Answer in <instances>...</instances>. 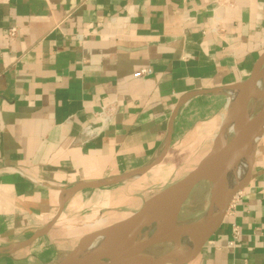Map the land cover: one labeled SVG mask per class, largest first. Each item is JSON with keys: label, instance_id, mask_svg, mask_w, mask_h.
Returning <instances> with one entry per match:
<instances>
[{"label": "crops", "instance_id": "1", "mask_svg": "<svg viewBox=\"0 0 264 264\" xmlns=\"http://www.w3.org/2000/svg\"><path fill=\"white\" fill-rule=\"evenodd\" d=\"M263 52L264 0H0V264L57 262L195 166ZM181 264H264V132Z\"/></svg>", "mask_w": 264, "mask_h": 264}, {"label": "water", "instance_id": "2", "mask_svg": "<svg viewBox=\"0 0 264 264\" xmlns=\"http://www.w3.org/2000/svg\"><path fill=\"white\" fill-rule=\"evenodd\" d=\"M263 63L264 52L257 59L247 79L230 87L234 89V92L230 94L226 106V114L223 119L225 124H228L231 121L233 100L235 96H242L244 93L252 89V86L256 84L260 76L264 73V67L262 68ZM249 100L250 99H248V101ZM244 111V113L234 120L229 128V133L225 138L223 134L224 123L222 122L214 146L190 171L175 182L145 198L134 210L129 212L123 218L83 235L67 254L53 264H133L127 260L121 250H117V244L120 243L121 245L119 244V246L121 248L124 247V244L127 246V240L125 239L132 235V232L135 229L147 223L151 218L159 217L162 212L170 210L174 205H178L180 208L181 203L196 185L202 182L214 185L233 162H236L247 153L246 151L242 154H238L239 141L255 128L264 125V105L262 104V107L254 114L247 112V105ZM124 177L125 175L119 176L116 180H120ZM108 182L110 181L101 183ZM241 186L238 189H240ZM211 190L212 189H210V192ZM236 190H234V192ZM231 200V198L226 200L215 223L205 233L198 245L194 248L193 252L185 259L171 263L181 264L191 259L196 254L208 235L213 231L214 227L224 215ZM120 237L123 240H119ZM159 241L162 240L156 242ZM156 242L154 241V243ZM109 248L112 250L110 254L107 250ZM163 262L168 263L166 260Z\"/></svg>", "mask_w": 264, "mask_h": 264}, {"label": "bare ground", "instance_id": "3", "mask_svg": "<svg viewBox=\"0 0 264 264\" xmlns=\"http://www.w3.org/2000/svg\"><path fill=\"white\" fill-rule=\"evenodd\" d=\"M233 90L229 88L228 93L232 94L234 92ZM258 97L262 99V104L264 105V73L260 76L256 84L252 86V89L242 96H235L231 121L228 124L223 122L225 134L229 133V128L234 120L245 112L244 109L246 108L248 99L254 100ZM263 132L264 125H261L240 139L238 154L246 151L247 153L239 159V162H233L214 185L209 187L212 189L211 201L200 221L195 222L190 227L181 229V226L177 225L175 220L179 207L178 205H174L170 210L162 212L159 217L151 218L147 223L135 229L132 235L125 239L127 240V246L124 244V247L121 248L119 243L116 246L117 250H121L127 260L133 264H163L164 260L168 263L179 262L188 257L205 233L215 223L226 200L231 198L234 190L238 189L245 182L255 150L256 139ZM182 237L188 242L187 248L177 247V240ZM119 240L123 239L120 237ZM158 240H172L175 246H177L172 252L163 255L152 256L146 254L145 250L152 246L154 241L156 242ZM107 250L109 254L112 251L111 248Z\"/></svg>", "mask_w": 264, "mask_h": 264}, {"label": "rangeland", "instance_id": "4", "mask_svg": "<svg viewBox=\"0 0 264 264\" xmlns=\"http://www.w3.org/2000/svg\"><path fill=\"white\" fill-rule=\"evenodd\" d=\"M263 67H264V63L262 65V68ZM261 107H262V101L260 98H257L255 100L250 99L247 103V112L250 114H254ZM224 117L221 119L220 127L222 126V122H223ZM223 134H224V138L228 135L225 133H223ZM257 140L258 139H256V142H257ZM256 142H255V144H256ZM236 162H239V160H237ZM170 167H171V170L169 173L170 178L168 180L163 181L161 179L160 180L156 179V181H154V182H140V181L136 180V183L134 186L137 187V190L134 191V194L137 192L136 195L140 194L139 196H141V197H144V196L149 197L150 195H152V194L156 193L157 191L161 190L162 188H164L166 185H169V184L175 182L176 180H178L179 178H181L188 171H190L194 167V165L193 164H184V165L178 164L176 166H170ZM210 186L211 185H209L206 182H202V183L196 185L191 190V192L188 194V196L185 198V200L181 203L180 208H179V210H177L178 212L175 216L176 223H177V225L181 226V229L182 228L185 229L187 227H190V225H192L195 222H198L202 219V217H203L205 211L208 209L210 201H211V192H210V188H209ZM238 190L239 189H237L233 193L231 199L235 196V194L238 192ZM110 219H112V218H110ZM187 243H188L187 240H185L182 237L179 240H177L178 246L177 245L176 246L178 248H187L188 247ZM176 246L172 240H168V241L162 240V241L154 243L152 246H150L148 249H146L145 253L148 255H152V256L163 255V254L172 252V250H174Z\"/></svg>", "mask_w": 264, "mask_h": 264}, {"label": "built area", "instance_id": "5", "mask_svg": "<svg viewBox=\"0 0 264 264\" xmlns=\"http://www.w3.org/2000/svg\"><path fill=\"white\" fill-rule=\"evenodd\" d=\"M14 31H15L14 28H11V29L9 30V34L12 35V34L14 33ZM144 71H145V70H142V73H143ZM140 73H141V72H140Z\"/></svg>", "mask_w": 264, "mask_h": 264}]
</instances>
